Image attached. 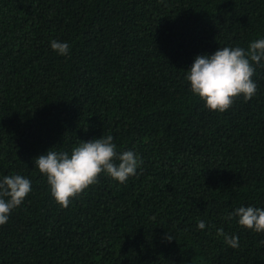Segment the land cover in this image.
Segmentation results:
<instances>
[{"label": "trees", "instance_id": "1", "mask_svg": "<svg viewBox=\"0 0 264 264\" xmlns=\"http://www.w3.org/2000/svg\"><path fill=\"white\" fill-rule=\"evenodd\" d=\"M260 39L264 0H0V182H32L0 264H264V232L227 218L264 209V59L255 96L225 112L186 80L196 56ZM108 135L136 175L61 207L35 158Z\"/></svg>", "mask_w": 264, "mask_h": 264}, {"label": "clouds", "instance_id": "2", "mask_svg": "<svg viewBox=\"0 0 264 264\" xmlns=\"http://www.w3.org/2000/svg\"><path fill=\"white\" fill-rule=\"evenodd\" d=\"M50 46L61 56H67L70 52L67 42L52 40ZM262 59L264 39L253 41L247 51L242 47H220L213 54L196 56L187 70L186 80L190 82L191 92L203 100L209 110L225 112L238 97L243 96L248 101L255 96L258 86L253 80L256 71L254 64L259 65ZM113 139L108 135L82 141L72 149L71 154L51 148L46 154L35 158V166L46 176L57 204L68 208L74 198L97 184L102 174L121 184L136 175L142 160L131 150L118 153ZM31 191V180L20 174L3 178L0 182V226L8 222L12 211L23 204ZM237 216L240 226L258 233L264 232V209L242 206L227 218ZM205 227V222H198L199 229ZM217 235L223 236L230 247H240L238 235H227L223 228L217 230ZM165 239L170 242L174 238L168 234Z\"/></svg>", "mask_w": 264, "mask_h": 264}]
</instances>
